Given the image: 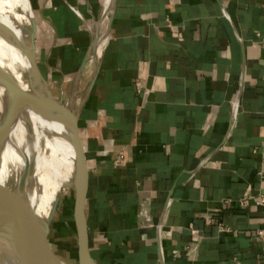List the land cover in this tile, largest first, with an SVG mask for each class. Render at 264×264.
I'll return each instance as SVG.
<instances>
[{
    "label": "crops",
    "instance_id": "obj_1",
    "mask_svg": "<svg viewBox=\"0 0 264 264\" xmlns=\"http://www.w3.org/2000/svg\"><path fill=\"white\" fill-rule=\"evenodd\" d=\"M103 1L32 0L53 93L90 84ZM113 1L79 118L93 259L264 264V0Z\"/></svg>",
    "mask_w": 264,
    "mask_h": 264
},
{
    "label": "bare ground",
    "instance_id": "obj_2",
    "mask_svg": "<svg viewBox=\"0 0 264 264\" xmlns=\"http://www.w3.org/2000/svg\"><path fill=\"white\" fill-rule=\"evenodd\" d=\"M112 12L113 0H104L88 68L102 57ZM33 17L29 1L26 6L25 0H0V21L7 25L0 27V69L7 78L12 104V123L0 146V187H4L7 194L17 187L21 205L52 220L57 211L55 206L60 202L63 172L69 163L72 168L66 172L64 180L72 183L74 149L69 126L37 104L30 93V74L27 73L30 59L25 47ZM61 93L63 95L64 90ZM83 94L80 87L73 84L66 97L67 106L76 110L86 102ZM5 96V87L0 83V116L6 109ZM40 188L42 194L35 202ZM0 261L15 264V257L9 250L2 249Z\"/></svg>",
    "mask_w": 264,
    "mask_h": 264
},
{
    "label": "water",
    "instance_id": "obj_3",
    "mask_svg": "<svg viewBox=\"0 0 264 264\" xmlns=\"http://www.w3.org/2000/svg\"><path fill=\"white\" fill-rule=\"evenodd\" d=\"M6 26L5 23L0 21V27L5 28ZM36 30L37 23L33 17V27L31 30L27 29L28 34L26 33V37L28 38V46L25 47V52L30 59V68L27 72L30 74V93L37 104L49 113L55 114L57 118L64 121L71 130L70 138L74 149L75 164L74 176L71 181L75 189L73 216L77 232L78 263L97 264L91 255L89 246V231L86 213L89 169L85 155V145L79 127L80 112L84 104L82 103L76 110H71L66 104V99H62V95V97L58 98L49 88L48 82L43 75L37 59V46L35 43ZM97 37L96 30L81 64V70L84 69L91 57L90 51L94 48L95 39ZM96 63L95 73L90 84L84 91L83 98H87L98 74L100 60H97ZM78 80L79 77H75L72 86L73 84L78 86ZM0 83L5 87L6 91V109L3 115L0 116L1 146L7 135V130L12 123L10 87L1 69ZM50 221L51 218L45 219L33 208L23 206L19 203L17 187L14 188L10 194H7L4 187H0V251L2 249L9 250L15 257V264H65L54 252L50 244ZM0 264H2L1 261Z\"/></svg>",
    "mask_w": 264,
    "mask_h": 264
},
{
    "label": "rangeland",
    "instance_id": "obj_4",
    "mask_svg": "<svg viewBox=\"0 0 264 264\" xmlns=\"http://www.w3.org/2000/svg\"><path fill=\"white\" fill-rule=\"evenodd\" d=\"M28 1L30 5H32L33 9V15L36 20V23L38 22V16L36 13V10H34V5L32 3V0H25L26 6H28ZM31 7V8H32ZM29 12V11H28ZM30 17V15H29ZM38 25V23H37ZM43 30L40 28L37 29L35 33V43H36V48H37V55L38 53V46L40 44V37H39V32ZM91 65L90 67H92ZM89 67V68H90ZM28 72V70H27ZM27 74V73H26ZM72 84L68 85L67 90H64V88L61 90H64V94L60 93L58 90L56 93H54L58 98L62 97V99H66L67 94L70 90V87ZM50 88V87H49ZM52 91V90H51ZM80 91L83 93L84 89L80 88ZM58 93V94H57ZM62 95V96H61ZM71 165V163H69ZM65 177H63V184H62V191L60 195V202L58 201L57 203V211L53 219L50 221V231H49V241L50 244L54 250V252L63 260L65 264H79L78 263V244H77V232H76V227L73 222V213H72V208L65 210L64 209V199L66 197H69L72 195L74 197L75 195V189L73 183H71L68 180H64ZM42 194V189H39V194L37 200L40 199V196ZM71 198V197H70Z\"/></svg>",
    "mask_w": 264,
    "mask_h": 264
},
{
    "label": "built area",
    "instance_id": "obj_5",
    "mask_svg": "<svg viewBox=\"0 0 264 264\" xmlns=\"http://www.w3.org/2000/svg\"><path fill=\"white\" fill-rule=\"evenodd\" d=\"M258 203L261 205H264V194H261L259 199H258Z\"/></svg>",
    "mask_w": 264,
    "mask_h": 264
}]
</instances>
